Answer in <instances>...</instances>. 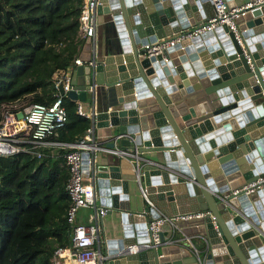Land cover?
<instances>
[{
  "label": "water",
  "instance_id": "water-1",
  "mask_svg": "<svg viewBox=\"0 0 264 264\" xmlns=\"http://www.w3.org/2000/svg\"><path fill=\"white\" fill-rule=\"evenodd\" d=\"M97 1L96 13L110 15L117 48L98 59L85 38L78 54L84 63L65 96L94 100L96 87L104 85L115 101L93 110V127H111L105 147L118 144L133 153L120 158L118 169L96 163L99 149L82 153L83 174L92 167L100 203L120 212L124 229L120 239L105 241L101 264H264V186L248 193L243 188L264 175L258 151L264 137V0H227L229 7L253 3L236 18L240 40L225 26L193 34L213 16L210 0ZM181 36L161 53L145 55V44ZM58 91L64 94L62 84ZM195 110L207 114L192 120ZM210 117L222 127L212 130ZM132 182L153 206L131 208V201L138 207ZM159 213L169 218L161 232L169 241L157 252L146 226ZM196 213L202 214L175 220L180 231L198 223L202 243L194 252L173 238L170 219ZM172 248L181 254L169 261Z\"/></svg>",
  "mask_w": 264,
  "mask_h": 264
},
{
  "label": "trees",
  "instance_id": "trees-1",
  "mask_svg": "<svg viewBox=\"0 0 264 264\" xmlns=\"http://www.w3.org/2000/svg\"><path fill=\"white\" fill-rule=\"evenodd\" d=\"M84 0H0V119L4 103L50 104L54 75L72 66L83 43L79 13ZM66 122L53 138L79 139L91 119L62 96ZM41 159L19 151L0 156V264H53L70 244L66 220L68 170L61 157Z\"/></svg>",
  "mask_w": 264,
  "mask_h": 264
},
{
  "label": "built area",
  "instance_id": "built-area-1",
  "mask_svg": "<svg viewBox=\"0 0 264 264\" xmlns=\"http://www.w3.org/2000/svg\"><path fill=\"white\" fill-rule=\"evenodd\" d=\"M214 14L207 19L206 23L194 29L193 34L203 31L213 30L216 27L225 26L227 31H232L236 38L240 40L239 30L236 18L240 15V10L246 8L253 3H247L242 6L229 7L227 0H210ZM256 0L255 2H261ZM97 0H84L81 4L79 13V36L83 39L91 38L95 34L96 27V6ZM191 36V35H190ZM182 37L172 39H158L154 42H149L144 45L145 55L151 56L168 47L174 45ZM92 49V48H91ZM84 61L77 56L72 66L68 67V72L55 78V87L62 84L64 94L59 91L55 93V99L50 104L32 103L27 106H19L17 101L4 103L1 110L0 119V156L10 155L19 151L27 152L31 157L41 159L44 156L40 150L46 139L55 134L56 131L66 122V110L62 105V96H65L68 90L73 88L70 83L72 73L78 65ZM92 63L91 61L89 64ZM261 100H264V90L259 95ZM76 110L79 114L89 117L91 125L86 128L83 135L73 142H56L64 149L63 159L68 170V178L65 183V189L68 194L69 204L66 209V220L70 224V244L65 247H58L54 250L51 261L53 264H98L101 254L95 249V242L98 240V220L99 216L106 213L108 206L99 204L96 206V192L92 183L89 182L83 174L84 162L82 153L87 150L102 149L107 152L117 154L119 156L132 155V150L125 148H110L99 146L95 143L93 137V121L92 114L86 112L81 101H76ZM22 111V117H18L17 113ZM88 141V142H87ZM264 186V175L260 176L256 181L245 185L246 193L253 191L257 187ZM141 194L147 203L152 205L148 200L145 190L140 188ZM153 206V205H152ZM82 207H94L96 210L95 216L86 223H75L76 212ZM202 213L178 215L175 219H170L172 229L179 227L175 220H187L192 216H200ZM169 218L159 213L157 217L146 226L148 236L152 240V246L159 252L158 244L163 243L161 232L162 225ZM146 247L150 243L144 244ZM136 249V246H132ZM196 252V250H194Z\"/></svg>",
  "mask_w": 264,
  "mask_h": 264
},
{
  "label": "crops",
  "instance_id": "crops-1",
  "mask_svg": "<svg viewBox=\"0 0 264 264\" xmlns=\"http://www.w3.org/2000/svg\"><path fill=\"white\" fill-rule=\"evenodd\" d=\"M202 12L205 13L204 10ZM91 42H92V49L90 50V53L91 55H93L95 51L96 57L98 59L102 58L103 55L111 53L113 48H117L116 31H115L114 25L112 23V20L109 14H106L103 12L100 14L96 13L95 34L92 37ZM262 42H264V40ZM81 49H82V45L79 50V53ZM67 72L68 70L58 71L55 73L54 78L63 76V74H66ZM114 101L115 100H113V97L111 96V94H107V88L104 85H98L96 87L94 100H92V96L89 95V99L86 102L81 101V103H82L84 110L88 112L89 114H92L94 109L103 110L106 108L107 103H112ZM191 107L192 108L196 107V105H192ZM203 114H207V112L202 113V111L200 112V111L195 110V112L190 113L189 116L192 120H196L200 117V115H203ZM210 119L212 123V130H217L222 127L221 125L222 123L213 121L212 117H210ZM197 123L198 122L191 123L190 126L196 125ZM110 130H111L110 126L93 127V137H94L95 143L98 144L99 146H106L109 136H110ZM56 142L58 141L55 140L53 136L51 135L46 139L45 144L42 147H40V150L43 151L44 155L46 156H53L55 158L61 157L63 159L64 149L61 148V146H59ZM114 148H120V147L118 144H116ZM258 151L261 152L260 153L261 157L264 156V137H263L262 143L259 144ZM95 157H96V163H100L102 165H109V166H112L114 169H118L117 163L120 160V158L123 156H119L117 154L99 149V150H96ZM91 168L92 167L90 166V173L85 176L87 178L89 177V182L92 183V185L94 186V189L96 192L95 202H96V206L98 207L100 204V199L102 195L100 196L97 193L99 186L97 183L96 176L92 174L91 172ZM121 171H123L124 173L128 172L130 174H132L133 172L132 169H127V168H122ZM140 188L141 187L139 184L132 182L130 186V190L132 193H136V196L138 198L136 203L138 207H135L134 205L132 206L133 203L131 201L130 202L131 208L142 209V207L146 205L147 203L141 194ZM254 210H256L257 214L258 212H260V209L258 208ZM95 213H96V210L94 207L79 208L76 212L75 223H86L91 219V216H95ZM263 220L264 218L260 219V221H263ZM98 226H99L98 233H97L98 240L95 242L94 246H95V249L100 252L101 258H102L106 256L107 245L105 241H107L108 239H112V238H114L115 240L116 238L120 239L122 236V233H124V229L122 228V223L120 220V212L116 211L115 209L111 210V208L108 206L106 213L103 214L102 216H99ZM197 226H198L197 222L183 224L180 226V229L182 228L183 232L178 229H175L173 238L174 239L179 238L180 240H182V242L184 241V244H186L187 247L191 248L192 251L194 250L197 251V247H199L202 243L201 238L198 236V231L195 230ZM185 228L190 229V231H186ZM168 241H169L168 239H164L163 243H161V246H159V250L160 248H164V244H166ZM112 245H111L112 248H114V246L117 247L116 243ZM179 254H181L180 251L172 248V249H167L166 256L168 257L169 261H172L176 259V256ZM101 258L98 264H101Z\"/></svg>",
  "mask_w": 264,
  "mask_h": 264
},
{
  "label": "rangeland",
  "instance_id": "rangeland-1",
  "mask_svg": "<svg viewBox=\"0 0 264 264\" xmlns=\"http://www.w3.org/2000/svg\"><path fill=\"white\" fill-rule=\"evenodd\" d=\"M23 102H24V101H19V102H17V104H18L19 106H21V105L23 104Z\"/></svg>",
  "mask_w": 264,
  "mask_h": 264
}]
</instances>
